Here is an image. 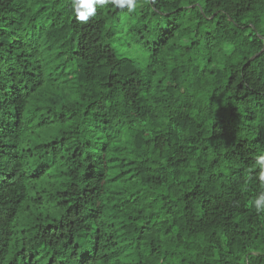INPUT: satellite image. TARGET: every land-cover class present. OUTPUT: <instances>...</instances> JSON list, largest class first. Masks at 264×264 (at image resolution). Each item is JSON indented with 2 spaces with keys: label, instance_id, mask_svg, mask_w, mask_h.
Wrapping results in <instances>:
<instances>
[{
  "label": "trees",
  "instance_id": "trees-1",
  "mask_svg": "<svg viewBox=\"0 0 264 264\" xmlns=\"http://www.w3.org/2000/svg\"><path fill=\"white\" fill-rule=\"evenodd\" d=\"M262 156L264 0H0V264H264Z\"/></svg>",
  "mask_w": 264,
  "mask_h": 264
},
{
  "label": "clouds",
  "instance_id": "clouds-1",
  "mask_svg": "<svg viewBox=\"0 0 264 264\" xmlns=\"http://www.w3.org/2000/svg\"><path fill=\"white\" fill-rule=\"evenodd\" d=\"M111 3L116 7L123 8L127 6L129 10L136 7V0H73V9L76 19L81 23H87L89 18L96 13V5H105ZM260 163L264 166V156L259 158ZM261 180H264V173L261 174ZM258 211H264V195H261L255 201Z\"/></svg>",
  "mask_w": 264,
  "mask_h": 264
},
{
  "label": "rangeland",
  "instance_id": "rangeland-1",
  "mask_svg": "<svg viewBox=\"0 0 264 264\" xmlns=\"http://www.w3.org/2000/svg\"><path fill=\"white\" fill-rule=\"evenodd\" d=\"M136 55H138V52H137V53L135 52V54H132L133 57H135ZM38 262H40V264H43V263H45L46 261L44 262V261L39 260Z\"/></svg>",
  "mask_w": 264,
  "mask_h": 264
},
{
  "label": "bare ground",
  "instance_id": "bare-ground-1",
  "mask_svg": "<svg viewBox=\"0 0 264 264\" xmlns=\"http://www.w3.org/2000/svg\"><path fill=\"white\" fill-rule=\"evenodd\" d=\"M38 228H39V227H38ZM38 228H37V229H38ZM1 240H2V239H1ZM53 241H54V240H53ZM3 246H4V245H3ZM46 248H47V246H46ZM49 249H50V248H49ZM5 254H6V253H5ZM8 254H9V253H8ZM1 256H2V255H1ZM10 257H11V256H10ZM37 257H38V256H37ZM13 262H14V261H13ZM1 263H2V262H1Z\"/></svg>",
  "mask_w": 264,
  "mask_h": 264
},
{
  "label": "water",
  "instance_id": "water-1",
  "mask_svg": "<svg viewBox=\"0 0 264 264\" xmlns=\"http://www.w3.org/2000/svg\"><path fill=\"white\" fill-rule=\"evenodd\" d=\"M255 57V56H254ZM254 57H252L250 60H252Z\"/></svg>",
  "mask_w": 264,
  "mask_h": 264
}]
</instances>
